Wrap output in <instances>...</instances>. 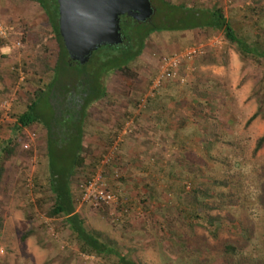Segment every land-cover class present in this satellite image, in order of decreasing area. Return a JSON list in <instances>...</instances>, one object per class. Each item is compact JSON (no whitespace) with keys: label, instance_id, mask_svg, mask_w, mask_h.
Instances as JSON below:
<instances>
[{"label":"rangeland","instance_id":"rangeland-1","mask_svg":"<svg viewBox=\"0 0 264 264\" xmlns=\"http://www.w3.org/2000/svg\"><path fill=\"white\" fill-rule=\"evenodd\" d=\"M167 1L219 5L239 21L241 34L264 36V0L259 14L247 8L253 0ZM164 16L160 11L154 22L169 24ZM0 19L10 27L0 44L1 149L35 90L38 57L55 66L59 42L35 0H0ZM201 44L202 54L181 57L176 76L154 87L164 58ZM96 55L87 68L74 65L79 76L73 80L104 71ZM101 83L108 94L87 109L86 162L73 180L77 210L88 227L106 233L142 264H264V144L255 151L264 135V60L242 55L222 30L165 29L150 34L132 70L103 74ZM39 112L51 118L47 100ZM48 135L43 123L27 126L13 152H3L0 264H112L82 252L63 226L64 217L49 215L54 197L46 183ZM105 135L133 140L135 148L122 159ZM174 165L185 174L175 176L180 170ZM99 172L118 195L116 204L83 200L81 185ZM208 185L210 195L192 199L196 188ZM208 216L218 218L210 223ZM228 245L237 247L233 256Z\"/></svg>","mask_w":264,"mask_h":264},{"label":"trees","instance_id":"trees-1","mask_svg":"<svg viewBox=\"0 0 264 264\" xmlns=\"http://www.w3.org/2000/svg\"><path fill=\"white\" fill-rule=\"evenodd\" d=\"M35 1L39 2L49 15L52 32L55 33L59 42L58 60L55 66H52L47 58L42 55L38 57V64L41 70L37 72L38 76L33 80L35 90L29 94L27 109L18 116L12 128V135L6 141V146L0 149V185L5 172L3 152H8L9 150L8 155L13 152V145L25 127L43 123L49 132L47 139L49 175L46 183L54 197V204L50 209L49 215L64 217L63 226L70 237L78 242L79 249L82 252L104 257L112 264H142L135 260L130 253H125L122 247L106 233L90 229L85 217L77 210L73 180L86 162L83 152L85 151L84 125L87 118V109L93 102L102 99L108 94L101 83V76L113 70H132L150 34L165 29L206 28L208 30H222L226 38L236 44L242 55L253 56L257 60H264V36L256 35L255 38L251 39L250 36L241 34L239 32L240 27L237 24L239 21H236L234 16L227 17L224 9L219 5L212 7L189 6L185 1L173 4L167 0H159L162 4L159 7L152 0L156 11L151 20L139 22L126 15L121 16L124 42L120 45L102 46L94 52L93 55L97 54L102 57L103 61L98 66H103L105 68L104 71L97 77L90 75L86 77L85 74L81 73V77L85 76L83 81H75L73 80L74 76L79 75L73 68L75 64L81 63L71 60L65 48L59 30L58 2L57 0ZM260 1L253 0V5L247 7L252 14H259L257 8ZM260 9L264 12L263 7H260ZM160 11L165 12L164 17L169 24L154 22V17L158 16ZM0 44H2L1 39ZM213 62L211 60L208 63ZM88 63L81 65L87 68L86 65ZM46 76H48L49 80L44 83L43 78ZM63 95L64 97L62 98ZM51 99L54 100V103L51 102ZM44 100H47L52 109L51 118L49 119L41 116L39 112V104ZM257 114L258 112L252 118H255ZM263 144L264 135L257 141L255 151L261 149ZM180 166L176 167L174 165V169L179 168L180 170V172L176 171L174 173L175 176L178 173L185 174L183 172L184 169ZM191 175L192 172L189 171L187 176L190 177ZM215 184V181H212V186ZM206 187V189L201 190L196 188L192 199L200 202L203 198H206L207 194L210 195L208 189L211 185ZM234 197L237 196L235 195ZM217 218L208 216L207 220H210V223H214ZM32 232V230L27 231L23 238H27ZM226 250L231 256L237 253V247L234 245H228ZM232 258H230V261Z\"/></svg>","mask_w":264,"mask_h":264},{"label":"water","instance_id":"water-1","mask_svg":"<svg viewBox=\"0 0 264 264\" xmlns=\"http://www.w3.org/2000/svg\"><path fill=\"white\" fill-rule=\"evenodd\" d=\"M59 30L73 61L86 64L95 51L124 42L121 16L139 22L152 19L151 0H57Z\"/></svg>","mask_w":264,"mask_h":264},{"label":"built area","instance_id":"built-area-1","mask_svg":"<svg viewBox=\"0 0 264 264\" xmlns=\"http://www.w3.org/2000/svg\"><path fill=\"white\" fill-rule=\"evenodd\" d=\"M10 33V27L0 19V39L6 40ZM1 49V46H0ZM204 52V45H194L186 49L184 53L174 54L163 59V64L160 73L154 81V87L161 86L164 80L174 78L180 65L181 57L194 58ZM11 103L6 102L4 108L9 110ZM27 147L29 145H26ZM82 198L85 201H91L95 205H112L119 201L118 195L112 190L108 189L105 181L103 180L102 173L99 172L81 185ZM3 252V249H0Z\"/></svg>","mask_w":264,"mask_h":264},{"label":"crops","instance_id":"crops-1","mask_svg":"<svg viewBox=\"0 0 264 264\" xmlns=\"http://www.w3.org/2000/svg\"><path fill=\"white\" fill-rule=\"evenodd\" d=\"M105 136L108 137L107 139H109L112 142L111 145H113V146H111V150H114L115 154L116 155H120V157L122 159H125L126 150L129 152V155H130L131 154V150L133 148H135V146L133 144L134 142L132 143L133 140H130V139H127V138L126 139L125 138L121 139V137H119V135H105ZM93 139L96 140V138H93ZM145 172L146 171H144V169H143L142 173L145 174ZM129 175H131V173ZM149 179L150 180H155L156 176L153 174L152 176L149 177Z\"/></svg>","mask_w":264,"mask_h":264},{"label":"flooded vegetation","instance_id":"flooded-vegetation-1","mask_svg":"<svg viewBox=\"0 0 264 264\" xmlns=\"http://www.w3.org/2000/svg\"><path fill=\"white\" fill-rule=\"evenodd\" d=\"M123 16V15H122ZM127 16V15H126ZM122 19V18H121Z\"/></svg>","mask_w":264,"mask_h":264}]
</instances>
